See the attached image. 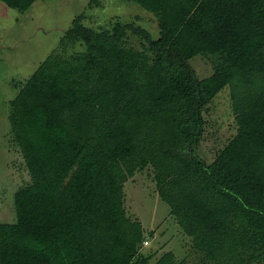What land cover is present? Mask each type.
Wrapping results in <instances>:
<instances>
[{"label": "trees", "instance_id": "16d2710c", "mask_svg": "<svg viewBox=\"0 0 264 264\" xmlns=\"http://www.w3.org/2000/svg\"><path fill=\"white\" fill-rule=\"evenodd\" d=\"M0 1L24 12L35 0ZM131 1L155 17L156 38L77 15L8 102L30 179L13 194L15 221H0V264H182L139 252L124 183L147 166L202 260L264 264V0ZM197 54L211 59L204 78ZM225 86L236 133L207 163L203 112Z\"/></svg>", "mask_w": 264, "mask_h": 264}, {"label": "rangeland", "instance_id": "374dc122", "mask_svg": "<svg viewBox=\"0 0 264 264\" xmlns=\"http://www.w3.org/2000/svg\"><path fill=\"white\" fill-rule=\"evenodd\" d=\"M35 0L24 12L6 7L0 1V221L14 222L13 194L29 182V174L18 147L11 141L7 120L8 102L38 64L57 49L64 31L77 15L94 29L110 28L115 21L141 25L151 36H158L156 19L131 0ZM98 4V5H97ZM5 9V10H4ZM142 39L127 33L126 46L141 49ZM69 49V48H68ZM67 49V50H68ZM199 78L212 73L211 59L197 54L189 60ZM204 129L197 148L205 162L236 133L230 106L229 86L221 89L203 112ZM153 169L147 166L124 183V208L141 222L147 245L140 253L151 254L155 261L172 251L182 264H212L202 260V253L191 247V239L182 233L168 205L160 199L153 181ZM253 264H261L254 262Z\"/></svg>", "mask_w": 264, "mask_h": 264}, {"label": "built area", "instance_id": "2783aa9c", "mask_svg": "<svg viewBox=\"0 0 264 264\" xmlns=\"http://www.w3.org/2000/svg\"><path fill=\"white\" fill-rule=\"evenodd\" d=\"M147 243H148V240H147V239H144V240H143V244H144V245H147Z\"/></svg>", "mask_w": 264, "mask_h": 264}, {"label": "crops", "instance_id": "0c3cea01", "mask_svg": "<svg viewBox=\"0 0 264 264\" xmlns=\"http://www.w3.org/2000/svg\"><path fill=\"white\" fill-rule=\"evenodd\" d=\"M5 5V4H4ZM6 7H8L7 5H6ZM5 10V9H4Z\"/></svg>", "mask_w": 264, "mask_h": 264}]
</instances>
